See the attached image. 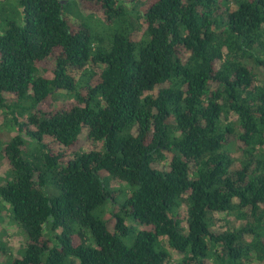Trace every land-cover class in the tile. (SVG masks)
I'll list each match as a JSON object with an SVG mask.
<instances>
[{
  "label": "trees",
  "instance_id": "1",
  "mask_svg": "<svg viewBox=\"0 0 264 264\" xmlns=\"http://www.w3.org/2000/svg\"><path fill=\"white\" fill-rule=\"evenodd\" d=\"M77 2L0 3L12 264H264V0Z\"/></svg>",
  "mask_w": 264,
  "mask_h": 264
},
{
  "label": "rangeland",
  "instance_id": "2",
  "mask_svg": "<svg viewBox=\"0 0 264 264\" xmlns=\"http://www.w3.org/2000/svg\"><path fill=\"white\" fill-rule=\"evenodd\" d=\"M3 0H0V3ZM63 2L68 3L67 13L68 18L75 27L80 25V20L78 19L76 12H79V4L77 0H63ZM147 0H128V7L132 10H141L143 5ZM142 11V10H141ZM98 19L103 20L102 15L95 16L87 22L91 23L93 26L98 25ZM45 67L52 68L53 62L49 61ZM101 68L98 70L100 71ZM74 103V100L69 96L65 91L58 92L55 99L49 100L46 105V109L55 108H65ZM22 123H26V118L20 120ZM17 131L9 127V123H6L4 114L0 111V184L5 185L10 180H12L9 172L8 162L5 157L2 155V149L9 143L16 135ZM46 143H52V139L46 138ZM81 147L83 151H90L93 148L102 150L103 144L101 142L91 144L89 141L82 138ZM58 151H64L63 147H58ZM32 154V153H31ZM111 187L115 189H122L124 192L128 193L130 190L126 183L111 180ZM48 193L53 194L54 190L52 187L47 188ZM0 205V264H12L15 260L21 259L25 255L26 246L28 243V237L23 231V229L12 219L11 214L9 213L10 207L7 204ZM185 208H183L184 211ZM181 217H185V211L181 213ZM129 225L137 226L136 223L128 221ZM172 257L169 260V264H179L181 259L177 254L172 253Z\"/></svg>",
  "mask_w": 264,
  "mask_h": 264
}]
</instances>
